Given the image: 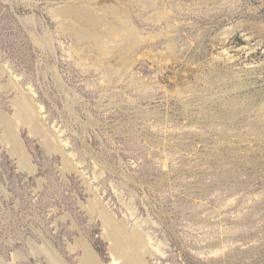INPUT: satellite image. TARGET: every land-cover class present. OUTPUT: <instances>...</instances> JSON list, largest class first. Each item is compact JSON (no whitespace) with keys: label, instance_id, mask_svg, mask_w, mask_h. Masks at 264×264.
<instances>
[{"label":"rangeland","instance_id":"obj_1","mask_svg":"<svg viewBox=\"0 0 264 264\" xmlns=\"http://www.w3.org/2000/svg\"><path fill=\"white\" fill-rule=\"evenodd\" d=\"M84 1L0 0V264L117 263L103 214L142 264H264V0H89L107 57L64 31Z\"/></svg>","mask_w":264,"mask_h":264},{"label":"bare ground","instance_id":"obj_2","mask_svg":"<svg viewBox=\"0 0 264 264\" xmlns=\"http://www.w3.org/2000/svg\"><path fill=\"white\" fill-rule=\"evenodd\" d=\"M84 2H85L84 4L86 5L71 6L62 9L59 12V15L66 20V22L64 23V31L69 32V34L74 36L78 42L88 43L89 45L91 44L90 46H92V52L95 51L96 53L103 54L106 52L107 49L109 51L110 48L107 47L109 44L107 43L106 45L107 41H104V38L108 36L109 38L116 40L117 34L114 32V29L111 26L113 25L111 24V21L109 22L107 19L94 17L95 9L90 7L92 4L89 2V0ZM103 7L104 5H101L98 8L102 9ZM120 8L121 7L114 6L111 4L105 5L104 9L106 13L104 14V17L106 15V17L112 19L113 23L115 24L117 23L119 29L123 31V37L120 38L121 44H118L119 41L116 40L118 42L116 46L119 49V53L123 55L126 54L127 52H134L139 46L140 40L137 35V30L133 27L132 22L129 19L128 15L126 14L125 11H121ZM119 59H121V56L119 57ZM30 101H31L30 99L25 98L24 102L22 101L23 104L17 106L16 114L19 118V119L17 118V120H21L23 123L31 125V128L36 131L38 130V127L32 117V114L34 112V106ZM1 121L6 129L8 135L7 137H9L10 141L12 142L14 152L20 156L22 164L27 167L26 159L23 156L21 148L18 145L16 141V137L13 133L14 124L3 116L1 117ZM57 148L60 149L59 147ZM103 219H104V223L109 225L113 230L112 233L110 232V238L114 241L115 244L114 251L117 254L116 256H118L117 259L120 260L119 262L114 264H142L141 258H142V254H144V251L146 250L145 249L146 238L143 235L138 234L136 232L134 235H128L124 227L120 224L115 223L114 220H112L110 215L108 214H103ZM86 256L87 258L83 259V261H85L84 263L99 264L96 258H94L95 256L91 254H87ZM49 258L48 259L54 262V264L58 263L57 260L58 257L56 258L51 254Z\"/></svg>","mask_w":264,"mask_h":264}]
</instances>
